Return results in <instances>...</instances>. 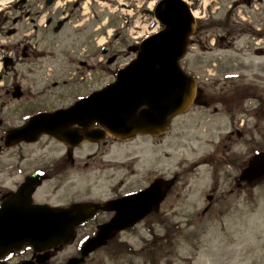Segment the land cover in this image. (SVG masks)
<instances>
[{"label":"rangeland","instance_id":"obj_1","mask_svg":"<svg viewBox=\"0 0 264 264\" xmlns=\"http://www.w3.org/2000/svg\"><path fill=\"white\" fill-rule=\"evenodd\" d=\"M0 1V18H10V10H7L10 0ZM66 1L70 3L72 0H62L60 7H66ZM186 1L193 10L198 11L199 17H202L205 7L209 14L215 10L216 17H226L233 3L231 0H200L202 3L199 2L197 5V0ZM124 2V0H94L92 4L90 1L87 2L94 12L92 23L95 36L100 43L109 39V33L114 31L121 33L119 39L121 41L124 39V44H120L119 41L115 43V48L125 50L120 62L117 63L119 66L128 63L133 57V53L128 51L129 45L134 43L130 32L135 35L138 29L134 24L127 25L126 15L129 12L134 14L133 17L139 14L144 19L148 17L147 10L150 11L157 0L139 1L141 7L133 11L128 7L122 8L124 6L121 3ZM241 10L242 8L239 7L237 13ZM241 15L246 16L245 13ZM150 19L151 17H148V21ZM106 21H109L108 25L105 24ZM144 24L145 21L141 26ZM26 27L27 29H24L23 25L20 26V34L29 32L34 34L33 25L27 24ZM5 34L6 31L0 37V42L10 41ZM42 34L44 32H40L39 36ZM222 55L228 63L236 59L235 54L223 52ZM100 58L101 55L95 53L94 61L97 68L94 89L100 88L112 78L111 74L98 73ZM218 59L219 56L215 54H202L199 47L193 45L188 56L182 61V66L197 77L198 85L205 86L207 94L213 98L234 97L236 93L232 91L235 90L236 85L238 86L240 96L237 93V97L240 100L237 105L240 107L233 109L230 116L224 111L212 112L213 107L210 110L191 108L187 113L178 116L170 130L160 138H137L130 143L122 155L116 148L117 158L112 157V153L104 156L97 151L93 158L87 159V155L94 153L97 147L86 145L78 151L77 156L79 161H88L91 166L87 168L76 166V169L69 170L70 177L67 181L53 180L39 189L38 202L47 201L53 205L69 204L87 199H104L113 192V187L118 188L122 179L126 182L120 187V193L145 189L155 175L163 178L178 176L181 184L162 206L163 213L167 211L166 216L159 214L152 219H146V222H140L132 229L122 231L119 233L118 241L114 239L103 249H98L90 256L87 264L147 263L139 254L145 242H155L160 245L170 242L177 245L176 255L173 258L169 257L170 263L171 259L174 260L173 264H264V180L254 187L250 197L242 193L237 201L224 202L228 208H225L222 214L211 213L204 216L201 213L207 204L206 196L210 193V189L218 184L217 196L227 194L234 183L235 175H239L241 171L239 168L241 160L248 159L252 152L261 148L263 144L264 120L258 119L255 115L258 109L260 112L263 104L254 98H248L247 95L250 93L247 89L250 85L256 86L259 93L256 92L254 95L262 97L264 101V74H252L242 71L239 67L227 68L232 70L229 73H218L213 65ZM246 59L243 58L241 61H247ZM227 76H233L234 85L228 83ZM27 81L29 82V79ZM223 81H226L227 85ZM215 105L218 109L222 108L218 103ZM261 114L264 115V111ZM242 120L245 127L248 124H256V144L253 145L248 141L249 134L247 135L246 129L241 131L244 134L242 138L235 135L232 138L230 151L236 155L234 158L232 154L231 160L238 159V164L236 166L222 163L215 175L216 170L205 163V160L223 145L229 144L227 132L239 126ZM11 123H13L12 119H10ZM27 151L29 158L20 165V168L28 167L31 171L40 167L44 161L52 162L53 158L59 157L62 153L58 147L42 144L30 147ZM13 156V152L8 149L0 151V193L10 188L12 179L18 178L14 170H11ZM105 159L110 162H102ZM228 160L231 161L229 156ZM102 164L104 166H100ZM109 166H112V169ZM216 209L218 208L213 203L212 210ZM173 211L179 212L173 213ZM150 220L154 221L151 224L152 233L146 224L150 223ZM98 222L99 220H95L87 228L79 231L81 237L78 245L83 237L96 229ZM120 241L126 242V246L121 245ZM187 243H192L193 247ZM75 252L74 244L66 247L53 264H64Z\"/></svg>","mask_w":264,"mask_h":264},{"label":"flooded vegetation","instance_id":"obj_2","mask_svg":"<svg viewBox=\"0 0 264 264\" xmlns=\"http://www.w3.org/2000/svg\"><path fill=\"white\" fill-rule=\"evenodd\" d=\"M61 1L62 0H10L9 9H7L10 10V18H0V37H2L3 33L6 31L5 36L10 38L9 42H0V151L8 149L13 152L14 156L11 170H14L13 172H15V175L18 177L17 179L11 180L10 188H8L7 191L0 193V203L6 197L10 196V198H12L19 195L27 178L36 174L38 171L42 172L38 174L39 177H41V182L32 192V198L36 203H49L47 201L38 202L37 193L39 189L43 187L44 184L53 180L67 181L70 177L69 170L76 169V166L87 168L90 163L88 161H79L77 156L78 151L86 145L97 147L94 153L87 155V159L93 158V156L97 154V151L104 156L112 153V157L117 158V154L115 153L116 148L119 149V153L122 155L126 148L129 147L130 143L134 142L137 138L161 137L147 134L137 135L134 139L124 140L111 135L109 132L103 133V131H101L103 128L99 123H96L93 125V131L98 134L97 138L94 141L84 140L79 142L78 134L82 126L77 122L72 124V121L76 119L79 120L78 114L83 111L81 110L78 111V113L69 114L68 110L77 105L81 99L86 98L96 90L93 86L95 70L97 68L95 67L94 61L95 53L101 55L98 61L100 67L98 68V73L111 74L112 76L105 84L112 82L116 78L118 70L124 67V65L119 66L117 63L120 62L125 50L115 48V43L119 41V43L123 45L124 39L121 41L119 39L121 33H116L114 37L109 35V39H106L103 43L99 42L98 37L95 36L92 23L94 12L92 7L87 4L88 1L92 4L94 0H72L70 3L66 1V7H60ZM127 1L128 4L122 3V5L132 8L133 6H138L137 1L141 0ZM201 1L197 0V5ZM231 1L233 2L230 5L231 10L227 13L226 17H216L214 15L215 10H212L213 13L209 14L206 7L204 8L205 12L202 17L197 16L196 30L191 38L190 48L193 47V45H197L202 54H215V56H219V59L213 63L218 73H229L232 72V70H228L227 68L239 67L242 71L251 72L252 74H264V0ZM144 2H146V0H144ZM194 4L195 3H193V5ZM239 7L242 8V10L240 13H237ZM241 13H245L246 16H242ZM232 15L234 16L232 17ZM27 24L33 25L34 34L31 32L20 34V26L23 25L24 29H27ZM105 24L108 25L109 21H106ZM69 26H71L70 29ZM106 30L105 28V31ZM40 32H44V34L39 36ZM64 32L65 34L63 35ZM133 46L135 47V45H129V48L131 47L133 49ZM223 52L235 54V61H231V64L226 62V60L223 59ZM243 58H247L248 60L241 61ZM27 79H29V82ZM226 80H229L228 83L230 85H234L233 76H227ZM223 83L227 85L226 81H223ZM198 87L199 92L197 97L199 101L192 105L191 108L193 109L201 108L210 110L213 107L212 112L219 113L220 111H224L230 116L233 109H238L240 107L237 105V102L240 100V98L237 97V85L235 90L232 91L236 93L234 97L224 96L217 98L209 96L205 86L198 85ZM247 90L250 93V95H247L248 98H254L264 106L263 98L254 95L256 92L259 93L256 86L250 85ZM238 95L240 96V93H238ZM215 103L221 105L222 108L218 109ZM230 105H232V107ZM263 106L260 107V112L258 109L255 113L256 117L258 119L261 118V120H264V115L261 114L264 111ZM59 112H63V117L61 116V118L66 123V127H63L64 132H62L63 134L61 136H56V134L51 132H43L39 135L35 133L29 136V138H13L10 140L8 146L5 144V135L8 131L22 128L35 116L41 114L51 115ZM10 119L13 120L11 124ZM66 121L69 122V124H67ZM243 130L246 131L247 135L249 134L248 141L253 145L256 144V124H248L247 127H245L244 120H242L239 126L227 132L226 137L229 139V144L223 145L222 148L216 150V152L205 160V163L214 167V170H216L215 175H217L216 173L222 163L237 166L238 159L231 160L232 154L234 158H236V155L230 151V148L232 146V138L235 135L242 138L244 134L241 133V131ZM262 136L263 144L257 151H264V132H262ZM41 144L58 147L62 150V153L59 157L53 158L52 162L48 163L44 161L41 163V166L39 165L40 167L32 171L29 170L28 167H24L25 170L20 168V165H23L29 158L27 150H30V147ZM255 152L256 150L252 152V155L248 159L241 160L242 162L239 164L241 171L248 164L249 159ZM228 156L231 161L228 160ZM102 162L110 161L105 159L102 160ZM16 165L17 169L15 170ZM100 166L104 165L102 164ZM109 167L112 169V166ZM156 178H158L157 175L154 176L149 185ZM172 178H175V182L168 191L160 210L150 212L145 216L143 221L152 219L159 214L166 216L165 214L167 211H165L164 214L162 206L169 197L173 196L174 190L181 184L177 175ZM125 182L126 180L122 179L121 183L118 184V188L113 187V192L104 199L94 198L74 201L69 204H55V206H69L75 202H94L106 204L107 206L105 209H98L93 212L87 220L82 221L76 227L74 239L69 244L60 245L57 248L42 252H37L31 247H26L20 252L9 253L5 257L0 258V264H23L28 261H32L34 264H53L58 255L66 247L73 244L75 245L76 252L74 255L70 256L64 264L71 258H80L82 256V246L85 241L96 232L102 223L110 220L117 214V210L113 208L116 202L121 197L136 192L120 193L119 189ZM258 183L255 181L248 182L241 180L240 173L239 175L236 174L234 183L229 189V192L227 194L223 193L221 196H217L219 188L218 184H216L210 189V193L206 196L207 204L201 211L202 215L205 216L211 213L217 215L222 214L225 208H228V205H224V202L230 200L235 202L238 197L243 194L250 197L251 191H253ZM213 203L216 204L218 208L215 211L212 210ZM176 212L179 211H173V213ZM95 220H99L96 229L93 230L91 234L83 237L78 245V241L81 237L79 236V231L87 228L89 224ZM149 222L150 223H146L147 228H149L150 233H152L153 228H151V224L154 221L150 220ZM115 240L118 241V239ZM120 243L121 245L126 244V242L121 241ZM187 244L193 247L192 243ZM103 248L104 247H101L99 249ZM128 249L130 248L128 247ZM176 249H178V246L170 242H164V244L161 245L155 242H145L139 254L147 262L144 264H173L172 261L174 260L171 259L170 263L169 257L173 258V256L176 255ZM96 251L86 256L81 264H87L90 256ZM39 255L47 256L48 258L44 262H39Z\"/></svg>","mask_w":264,"mask_h":264},{"label":"water","instance_id":"obj_3","mask_svg":"<svg viewBox=\"0 0 264 264\" xmlns=\"http://www.w3.org/2000/svg\"><path fill=\"white\" fill-rule=\"evenodd\" d=\"M163 29L141 42L134 58L119 70L114 82L81 99L68 110L79 112L78 140L94 141L98 134L93 125L98 122L103 133L129 139L137 134L160 135L168 131L173 119L185 113L196 97V78L186 73L181 61L188 53L196 19L183 0H160L154 11ZM63 112L33 117L18 130L8 131L5 144L13 138L51 132L61 136L66 123ZM63 117V116H62ZM67 122V121H66ZM69 124V122H67ZM60 138V137H58ZM264 178V151L254 155L243 169L240 179L248 182ZM174 179L157 178L149 187L120 198L113 207L117 214L100 225L96 234L87 239L82 256L66 264H80L98 247L106 245L119 232L135 226L152 211L159 210ZM36 176L27 179L19 195L5 200L0 207V258L29 246L38 252L68 244L76 226L106 204L75 203L69 207L35 204L31 194ZM44 262L47 256H38ZM23 264H34L32 261Z\"/></svg>","mask_w":264,"mask_h":264},{"label":"bare ground","instance_id":"obj_4","mask_svg":"<svg viewBox=\"0 0 264 264\" xmlns=\"http://www.w3.org/2000/svg\"><path fill=\"white\" fill-rule=\"evenodd\" d=\"M193 13H194V16H196V17L198 16V11L194 10Z\"/></svg>","mask_w":264,"mask_h":264}]
</instances>
